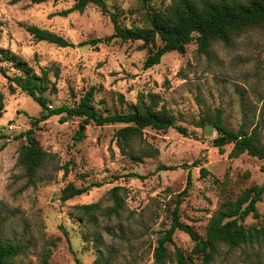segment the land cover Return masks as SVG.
<instances>
[{"label": "rangeland", "instance_id": "1", "mask_svg": "<svg viewBox=\"0 0 264 264\" xmlns=\"http://www.w3.org/2000/svg\"><path fill=\"white\" fill-rule=\"evenodd\" d=\"M144 1L157 8L170 0ZM105 3L123 29L147 26L142 0ZM71 5V1L0 0V46L18 54L36 72L39 67L48 69L54 84L52 92L44 93L48 106L72 105L91 85L97 87L94 99L100 110L116 111L138 95L146 99L152 94L189 135L173 127L164 131L146 128L137 146L149 145L157 154L135 162L121 155L113 143L119 124L83 123L78 117L59 122L58 115H51L31 126L40 107L19 89L9 93L0 75L2 235L27 246L17 258L23 264H38L45 245L51 249L50 264H75L74 259L78 264H91L96 245L109 251L116 264H152L155 239L168 227L178 193L184 191L178 204L179 220L202 234L221 195H235L264 179L261 160L246 153L229 158L230 145L218 152L211 145L215 131L208 125L196 126L203 113L218 108L226 126L235 129L242 119L241 102L244 110H253L258 99L264 98V30H248L228 45L215 42L207 53L198 52L191 40L183 53L166 52L157 64L143 68L148 48L140 40L109 38L113 29L107 13L93 4L81 12L62 13ZM27 25L56 33L71 45L34 40ZM90 39L97 41L79 44ZM79 125H83L82 137L75 140ZM29 128L30 136L49 153L48 164L33 185L26 184L15 164L24 136L14 137ZM67 182L77 187L96 182L98 186L61 201L60 190ZM113 186L120 187L121 208L116 215L108 210L112 204L108 191ZM94 202L98 209L91 212V222L80 218L79 205ZM256 209L260 217L247 216L244 224L264 222V193ZM172 240L183 251L191 246L187 234L179 230H174ZM167 247L172 257V245Z\"/></svg>", "mask_w": 264, "mask_h": 264}, {"label": "trees", "instance_id": "2", "mask_svg": "<svg viewBox=\"0 0 264 264\" xmlns=\"http://www.w3.org/2000/svg\"><path fill=\"white\" fill-rule=\"evenodd\" d=\"M31 3L45 1H71L68 10L81 12L88 4H93L100 11L109 16L113 33L109 38L120 40H140L141 46L148 48L142 66L143 68L157 64L160 57L169 51L183 53L185 45L194 40L198 52L207 53L208 48L215 42L223 45L230 44L239 35L251 29L264 30V0H170L163 7L150 8L145 1V28L126 29L120 26L113 12L108 11L105 0H29ZM26 31L37 41H45L57 46H70L64 37L35 25H27ZM108 38V37H107ZM159 41V43L156 42ZM97 39L82 41L79 44H94ZM12 70L11 73H8ZM0 75L6 80L9 93L16 89L24 92L39 107L40 114L34 117L30 124L35 126L39 121L51 115H58L59 122L70 117L81 118L83 123L91 122L95 125L119 124L113 132V143L119 153L132 161H139L142 157L157 154V149L137 146L142 140L143 130L164 131L175 128L180 134L187 136L186 127L174 123L173 114L159 105L155 96L148 94L145 99L138 95L133 103L116 111L100 110L95 106L94 93L97 89L89 86L72 105L61 104L48 106L46 91L52 92L54 84L48 77V69L39 67L34 71L18 54L0 46ZM56 76V73L54 74ZM118 97V101H121ZM242 119L235 129L226 126L221 110L203 113L196 122V126H210L215 131L211 145L222 153L225 145H230L227 152L229 158H235L246 153L261 160L260 169L264 170V98L258 99V105L253 110H244L241 102ZM252 110V111H251ZM3 111V93L0 90V116ZM32 129L18 133L14 138L23 137L17 151L15 164L19 166L27 185H33L41 169L48 164L49 153L42 149L30 136ZM82 133L75 132L74 139L79 140ZM63 173L66 167H61ZM167 167L158 166L157 169ZM204 174L203 168H200ZM128 176H135L134 173ZM89 186H98L94 182L85 186H75L67 182L60 190L61 201L72 198L86 191ZM113 186L108 193L112 201L110 213L118 214L121 206L117 191ZM184 192V191H182ZM181 193H178L175 205L170 212V222L167 228L160 232L155 239L152 249V264H264V222L244 224L247 216L254 219L260 217L256 203L264 193V179L259 184L247 186L235 195H221L216 208L211 212L202 234L190 225L179 220L178 204ZM80 218L91 222V212L98 209L97 203L79 205ZM174 230L187 234L191 246L187 251L181 250L172 240ZM98 237L94 238L96 242ZM53 245L52 241H48ZM172 245L171 255L167 245ZM27 246L19 241L4 238L2 235V219L0 218V264H23L17 258L25 253ZM95 256L91 264H116L109 251H102L96 245ZM51 249L42 246L38 254V264H50ZM75 264L78 260L74 259Z\"/></svg>", "mask_w": 264, "mask_h": 264}, {"label": "water", "instance_id": "3", "mask_svg": "<svg viewBox=\"0 0 264 264\" xmlns=\"http://www.w3.org/2000/svg\"><path fill=\"white\" fill-rule=\"evenodd\" d=\"M82 128H83V125H79V127H78V131H81Z\"/></svg>", "mask_w": 264, "mask_h": 264}, {"label": "built area", "instance_id": "4", "mask_svg": "<svg viewBox=\"0 0 264 264\" xmlns=\"http://www.w3.org/2000/svg\"><path fill=\"white\" fill-rule=\"evenodd\" d=\"M9 127H11V125H9Z\"/></svg>", "mask_w": 264, "mask_h": 264}]
</instances>
